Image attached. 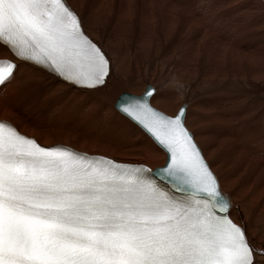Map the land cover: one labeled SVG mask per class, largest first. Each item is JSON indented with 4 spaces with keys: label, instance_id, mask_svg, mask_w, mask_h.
I'll use <instances>...</instances> for the list:
<instances>
[{
    "label": "snow or ice",
    "instance_id": "6c2138e0",
    "mask_svg": "<svg viewBox=\"0 0 264 264\" xmlns=\"http://www.w3.org/2000/svg\"><path fill=\"white\" fill-rule=\"evenodd\" d=\"M22 68L82 95L113 79L69 0H0V264H264V242L232 219L187 104L154 106L165 84L105 95L165 157L153 168L23 134L11 119L33 88Z\"/></svg>",
    "mask_w": 264,
    "mask_h": 264
},
{
    "label": "bare ground",
    "instance_id": "6f19581e",
    "mask_svg": "<svg viewBox=\"0 0 264 264\" xmlns=\"http://www.w3.org/2000/svg\"><path fill=\"white\" fill-rule=\"evenodd\" d=\"M69 3L113 61L112 89L82 95L22 68L33 88L15 105L19 130L44 146L156 168L163 154L120 120L105 95L165 84L166 103L154 106L171 113L187 104L188 126L233 205L231 217L264 242V0Z\"/></svg>",
    "mask_w": 264,
    "mask_h": 264
},
{
    "label": "rangeland",
    "instance_id": "374dc122",
    "mask_svg": "<svg viewBox=\"0 0 264 264\" xmlns=\"http://www.w3.org/2000/svg\"><path fill=\"white\" fill-rule=\"evenodd\" d=\"M91 37H92V39H94L93 36H91ZM113 57H114V55H113ZM116 74H117V71H116ZM109 88L112 89V87H110V86H109ZM90 101L92 102V101H94V99H92V98L91 99H86V102H90ZM42 115H46V113H43Z\"/></svg>",
    "mask_w": 264,
    "mask_h": 264
}]
</instances>
